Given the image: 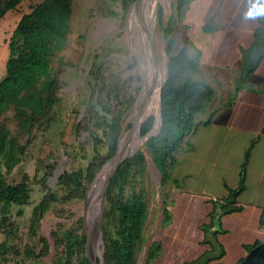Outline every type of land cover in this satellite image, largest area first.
<instances>
[{
  "label": "rangeland",
  "instance_id": "rangeland-1",
  "mask_svg": "<svg viewBox=\"0 0 264 264\" xmlns=\"http://www.w3.org/2000/svg\"><path fill=\"white\" fill-rule=\"evenodd\" d=\"M41 1L22 0L15 9L8 11L0 21V79L5 74V63L9 56L8 43L17 22L23 13L30 11L32 5ZM246 1L188 0L186 5L178 10L175 6L176 0H148L145 5L149 14L147 24L142 17L138 19L139 7L131 11L133 7L131 5L123 15L120 12L117 15H111L112 9L119 10L114 1L72 0L68 40L52 61V67L58 72L61 79L59 87L60 106L55 122L48 131L43 135L40 134L39 139L30 144L21 162L14 167L7 179L15 182L24 173L32 176L36 166L47 162L56 165L51 175L48 176L49 186H52L57 176L62 172V168L64 171L85 164L86 161L81 160L79 156L69 158V151L73 143L86 141L88 136L84 126L82 107L88 92L85 77H87V73L94 62H102L107 76L119 73L125 80L130 78V89H137L138 94L141 93L139 102L136 104L137 94L136 101L121 118L118 131L123 129L124 132L119 141V146H133L136 139L138 140L143 136L141 133L139 134L143 119L142 114L154 107L153 90L146 80L144 61L141 60L140 62L134 55L131 43L133 16L136 20V40L145 52H147L146 43L149 42V37L151 38V48L158 67V69L154 68L156 84L160 79H162L160 85L166 80L170 68V59H175L184 49L196 63L194 70L186 73L185 76L192 81L204 82L213 89L214 94L211 101L196 115L195 122L206 120L211 109L222 107L221 105L228 100L232 93L235 94L239 89L253 87L247 73L256 64L260 55L264 53V19H262L264 16L259 15V25L256 28L255 22L251 24L252 21L248 20V16L246 17L248 23H246L242 17L243 12L240 13L239 9L241 3L245 4ZM244 10V14H247L248 10L246 8ZM239 21L249 25L250 31L255 28V33L253 49L241 54V63L239 62L237 65L233 60V54L227 56L222 51L223 46L221 44L224 41L225 30ZM229 33L231 37L233 32L229 31ZM248 34L250 37V32ZM251 36H253L252 33ZM170 37L174 38V44L171 53L167 54L166 45ZM137 64L139 72L144 71L145 68L144 79L142 75L137 73ZM0 120L6 124L12 134H17L16 119L12 110L2 114ZM79 122H81L80 127ZM75 128L79 129V136L74 134ZM146 143L147 141L140 150L135 151L123 161H131L124 185L125 197L130 199L133 196H138L148 205L143 241L138 252V264H147L144 261V251L150 241L163 237L162 232L164 230L169 229L170 240L168 237L166 244L171 246L174 240L171 235H176L180 229L175 217L182 214L179 209L186 204L181 196L176 197L177 193L173 195V186L170 183L161 184L159 182V173L152 162ZM117 147L118 142L116 149ZM233 151L236 152L237 150H232V158L234 159L236 154ZM136 154L145 156L143 166L135 160ZM173 171L174 169L171 167L170 173L172 174ZM108 172L109 169L104 172L102 178L95 185L92 198L99 195L98 191L101 192L103 181ZM90 185L91 183L87 185L83 197L70 200L59 199L52 203L34 232H31L27 227L30 215V207L28 206L24 207L22 217L16 216L18 226L12 232L5 233L3 229H0V241L7 239L20 249L21 255L16 256L19 264H56L66 243L74 242L75 237L85 251L83 204ZM41 187V183L33 185L31 192L33 202L42 195ZM198 188V186L194 187V192H197ZM184 191L187 192L189 189ZM165 209L170 215L168 220L164 215ZM16 210V207L11 208V212ZM105 215L102 221V242L100 243L102 252L105 245ZM165 248L162 246L159 258L164 256ZM26 250H32V253L26 254ZM169 254L170 257H177L174 251ZM206 257L198 256L194 260H186L182 264H203ZM12 261L11 259L6 264H12ZM157 261L153 260L149 264H155Z\"/></svg>",
  "mask_w": 264,
  "mask_h": 264
},
{
  "label": "trees",
  "instance_id": "trees-1",
  "mask_svg": "<svg viewBox=\"0 0 264 264\" xmlns=\"http://www.w3.org/2000/svg\"><path fill=\"white\" fill-rule=\"evenodd\" d=\"M22 0H0V21L10 10L15 9ZM117 3L119 10H111V15L126 13L135 0H109ZM188 0H176L180 10ZM255 2V1H254ZM72 0H42L30 7V11L21 15L8 43L9 56L5 63V74L0 79V117L12 110L17 124V134L0 120V229L12 232L17 226V218L24 215V207H30L27 227L31 232L39 225L43 215L52 203L59 199L70 200L85 196L87 185L103 164L116 150V145L124 132L119 130L123 114L137 99V89H130V78L125 80L117 74H106L102 62H94L85 77L87 95L83 102L84 126L88 136L86 141L70 146L69 158L79 156L86 161L77 168L66 169L57 176L52 186L49 178L55 164H39L32 176L24 173L18 181H9L8 175L21 162L26 149L48 131L55 122L60 106L59 87L61 79L52 67V61L67 43L70 33ZM262 17L264 15H261ZM174 38L170 37L166 53H171ZM134 55L141 62L139 55ZM196 63L186 50L182 49L174 59H170L168 76L162 86L160 98L161 127L146 141L152 162L158 173L159 182L166 184L175 163V153L183 147L186 138L195 128L196 115L213 97V89L201 81H192L185 74L194 70ZM251 68L250 70H252ZM144 79V71L139 72ZM154 114L147 113L143 119L141 134L149 133L154 124ZM212 116V113H211ZM210 118L207 120L210 121ZM81 122H79V127ZM79 136V129L75 128ZM141 149V148H140ZM139 149V150H140ZM249 150L245 152L241 164L239 183L235 188L228 187V196L220 204L221 212L227 213L239 208L235 202L245 188V170ZM135 160L143 166L145 156L136 154ZM130 160L123 162L110 181L105 212V245L103 264H138V252L143 241L144 222L147 203L138 196L127 199L124 185ZM98 175V174H97ZM41 183L42 195L32 200L33 185ZM16 207L15 212L11 208ZM166 220L170 215L164 211ZM86 227L88 222L85 218ZM208 224L203 225L206 229ZM217 232H213L211 250L220 249L216 258L224 254L222 245L217 241ZM76 236V235H75ZM257 245H254L255 247ZM76 247V248H75ZM252 247V248H253ZM251 248V249H252ZM162 244L153 239L144 251V261L149 264L158 260ZM25 253L31 254L32 250ZM20 249L7 239L0 241V264L11 259L19 264L16 256ZM203 264L213 256L208 254ZM56 264H89L82 244L75 237L67 242Z\"/></svg>",
  "mask_w": 264,
  "mask_h": 264
},
{
  "label": "crops",
  "instance_id": "crops-1",
  "mask_svg": "<svg viewBox=\"0 0 264 264\" xmlns=\"http://www.w3.org/2000/svg\"><path fill=\"white\" fill-rule=\"evenodd\" d=\"M254 1L247 0L239 6L246 23L248 15L244 9L249 10ZM258 17L248 16L255 28ZM238 23L225 30L221 44L227 56L233 54L237 65L241 54L253 49L255 33V28L250 31L249 25ZM229 31L233 32L231 37ZM251 68L247 75L253 87L237 90L222 107L211 109L206 120L196 122L194 132L175 153L174 171L167 183L173 186V195L177 193L176 197L181 196L186 204L179 209L182 214L175 217L180 229L171 235V246L166 244L168 237L170 240L169 229L157 238L166 248L155 264H182L204 254L213 256L206 264H240L254 245L264 241V53ZM232 150H237L233 151L234 159ZM247 150L245 188L235 202L239 208L222 213L220 204L213 202L223 203L227 188L238 186ZM196 186L199 188L194 192ZM204 224H208L206 229L202 228ZM213 232H217V241L224 249L220 258L214 256L220 249L211 250ZM173 251L177 257L169 256Z\"/></svg>",
  "mask_w": 264,
  "mask_h": 264
},
{
  "label": "bare ground",
  "instance_id": "bare-ground-1",
  "mask_svg": "<svg viewBox=\"0 0 264 264\" xmlns=\"http://www.w3.org/2000/svg\"><path fill=\"white\" fill-rule=\"evenodd\" d=\"M148 0H141L139 3L135 4L131 11L136 8L138 10V19H140L142 17V19H144V21L148 24V10L146 11L145 9V5L146 2ZM142 15V16H141ZM135 16L132 17V33H131V43H132V47L133 50L139 55L140 59L144 61L145 67H146V80L150 83L151 88H152V95H153V103H154V107L153 109H149L146 110L144 114H142L143 119L144 116L147 115V113L152 112L155 116V121H154V125L151 129V131L149 132V135L156 132L158 129V111H159V85L162 79H160L159 82H157V84L155 83L154 80V68L158 69L157 64L155 62V58L153 55V51L151 48V38L149 37L148 41L146 43V50L147 52H145L140 45L138 44L137 40H136V35H135V26H136V20H134ZM162 75V74H161ZM148 86V85H147ZM148 88V87H147ZM149 111V112H148ZM143 119L141 121V124L143 122ZM140 124V125H141ZM141 127V126H140ZM146 138L141 137L140 139H136V142L133 146H123L120 147L118 146V152H117V156L114 160H110L108 163H106L104 165V167L100 170V172L98 173V175L96 176L93 184L91 185V187L88 190V194H87V198L85 200L84 203V210H83V214L84 217L86 218L87 222H88V230L89 233L92 234L96 225V221H97V217H98V208H99V204L98 202L100 201V197H101V192H99V195L95 198H92V192L94 190L95 185L99 182V180L102 178L104 172L109 169V172L106 174L105 179L103 181L102 184V188L103 185L105 184V181L107 179V177L109 176L110 172L112 171L113 166L115 165V163L124 155H128L132 152H135L137 150H139L143 144L145 143Z\"/></svg>",
  "mask_w": 264,
  "mask_h": 264
},
{
  "label": "water",
  "instance_id": "water-1",
  "mask_svg": "<svg viewBox=\"0 0 264 264\" xmlns=\"http://www.w3.org/2000/svg\"><path fill=\"white\" fill-rule=\"evenodd\" d=\"M140 1L141 0H135V2L132 4V6H134L135 4L139 3ZM137 73L140 74L139 70H138V64H137ZM164 82L160 85V88H159V111H158V120L159 121H158V129H157L156 132H154V133H152L150 135H149V133H147V134L141 136L143 138L145 137L146 138L145 140H147L150 136L156 134L159 131L160 127H161V114H160L161 98H160V93H161V89H162V86H163ZM140 95H141V93L138 94V100H137L136 104L140 100ZM155 119L156 118L154 116V121H155ZM143 122H142V124H143ZM142 124H141V127H142ZM141 127H140V130H139V134L141 133ZM117 152H118V147L115 150V153L113 154V156L110 158V160H114L116 158ZM133 153L134 152H132V153H130L128 155L122 156L115 163V165L112 168V171L110 172L109 176L107 177V179L105 181V184L103 185V188L101 190V197H100V202H99V212H98V217H97L98 221H96V225H95V228H94V231H93L92 234L89 233V230L86 227L85 217H84V214H83V219H84V221H83V229H84V233H85V255H86V258H87L89 264H103L104 263V261H103V253L101 251L100 243L102 242V229H103L102 221H103V218H104V215H105L106 197H107V193H108V185H109L110 180H111L112 176L114 175L115 171L119 168V166L123 163V161L126 158H128L129 156H131ZM103 167L104 166H102V168ZM102 168H100V170ZM100 170H99V172H100ZM99 172L96 173L95 177L91 181V185L93 184V182H94V180H95V178H96V176H97V174ZM91 185H90V187H91ZM89 188H88V190H89ZM87 194H88V191H87ZM87 194H86V198H87ZM86 198H85V200H86ZM85 200H84V203H85ZM83 210H84V208H83ZM240 264H264V241L262 243L258 244L257 246L253 247L248 252V254L246 255L245 259Z\"/></svg>",
  "mask_w": 264,
  "mask_h": 264
},
{
  "label": "clouds",
  "instance_id": "clouds-1",
  "mask_svg": "<svg viewBox=\"0 0 264 264\" xmlns=\"http://www.w3.org/2000/svg\"><path fill=\"white\" fill-rule=\"evenodd\" d=\"M247 15L249 17L264 15V0H255L249 8Z\"/></svg>",
  "mask_w": 264,
  "mask_h": 264
}]
</instances>
